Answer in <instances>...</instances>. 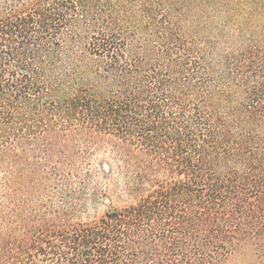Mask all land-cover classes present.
<instances>
[{
  "label": "trees",
  "instance_id": "1",
  "mask_svg": "<svg viewBox=\"0 0 264 264\" xmlns=\"http://www.w3.org/2000/svg\"><path fill=\"white\" fill-rule=\"evenodd\" d=\"M94 164L107 208L81 218ZM246 250L264 264V0H0V264Z\"/></svg>",
  "mask_w": 264,
  "mask_h": 264
},
{
  "label": "rangeland",
  "instance_id": "2",
  "mask_svg": "<svg viewBox=\"0 0 264 264\" xmlns=\"http://www.w3.org/2000/svg\"><path fill=\"white\" fill-rule=\"evenodd\" d=\"M182 28H197L194 23L188 22V23H183ZM97 161L101 160V155L98 153L95 155ZM95 177V181L93 185L89 186V189L87 190L88 194L90 191L94 190V187L96 185V190L97 194L94 200H86L85 202V209L81 212V218H86L89 216L93 215H99L102 214L105 209L107 208V200L105 197H101L99 195V192L102 191L104 188V179L101 178L102 171L99 165H93L91 169L89 170ZM117 203V201H115ZM254 260L253 253L249 250H246L245 252L242 253H237L235 254L230 260L225 262L224 264H251V262Z\"/></svg>",
  "mask_w": 264,
  "mask_h": 264
}]
</instances>
